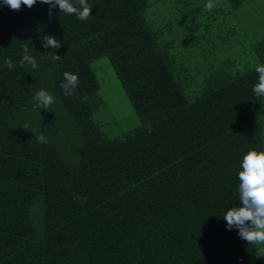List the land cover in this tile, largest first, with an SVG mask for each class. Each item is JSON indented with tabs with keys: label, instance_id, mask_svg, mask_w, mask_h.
Masks as SVG:
<instances>
[{
	"label": "trees",
	"instance_id": "obj_1",
	"mask_svg": "<svg viewBox=\"0 0 264 264\" xmlns=\"http://www.w3.org/2000/svg\"><path fill=\"white\" fill-rule=\"evenodd\" d=\"M246 1L88 0L86 21L39 0L0 7V264H264L223 220L243 155L264 151V32L249 38ZM25 44L36 69L19 64ZM100 58L138 121L116 137L96 119Z\"/></svg>",
	"mask_w": 264,
	"mask_h": 264
},
{
	"label": "clouds",
	"instance_id": "obj_2",
	"mask_svg": "<svg viewBox=\"0 0 264 264\" xmlns=\"http://www.w3.org/2000/svg\"><path fill=\"white\" fill-rule=\"evenodd\" d=\"M41 4L49 5L48 15L52 16V9L59 8L60 12L66 15H75L78 20L86 21L91 15L92 6L88 0H39ZM37 0H2L0 7L7 6L10 10L19 11L21 5L31 9ZM216 0H207L204 5L205 11L211 12L217 7ZM44 48L51 47L57 50L62 47L61 43L54 35H44L42 39ZM23 55L19 61L21 67L25 64L31 65L33 69L38 68L36 59L29 54L30 49L27 44L23 45ZM53 60H60L55 51L46 53ZM4 63L9 70L15 65L11 57L4 59ZM258 73V82L252 86L253 93L258 97H264V64L257 65L255 68ZM64 82L60 87L64 90L65 95H72L73 90L78 87L79 77L69 72L63 73ZM38 107H49L54 102V97L45 90H40L34 94ZM27 127V125H25ZM38 143H47V138L41 134L37 136ZM238 172V193L239 207L229 208L223 216L226 222V229L231 231L237 230L238 238L246 241L248 244L258 245L259 251L264 253V151L255 149L249 150L243 155ZM81 201H86V197H74Z\"/></svg>",
	"mask_w": 264,
	"mask_h": 264
},
{
	"label": "rangeland",
	"instance_id": "obj_3",
	"mask_svg": "<svg viewBox=\"0 0 264 264\" xmlns=\"http://www.w3.org/2000/svg\"><path fill=\"white\" fill-rule=\"evenodd\" d=\"M238 16L243 20L251 41L264 32V0H247ZM91 68L98 82L102 102L96 114L101 130L110 137H116L135 128L138 121L108 60L97 59L91 63ZM262 118L264 123V113Z\"/></svg>",
	"mask_w": 264,
	"mask_h": 264
}]
</instances>
